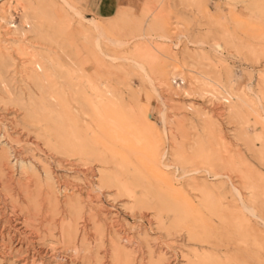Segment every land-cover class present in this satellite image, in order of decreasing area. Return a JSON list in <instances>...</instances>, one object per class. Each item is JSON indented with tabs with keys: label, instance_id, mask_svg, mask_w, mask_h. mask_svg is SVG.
<instances>
[{
	"label": "rangeland",
	"instance_id": "obj_1",
	"mask_svg": "<svg viewBox=\"0 0 264 264\" xmlns=\"http://www.w3.org/2000/svg\"><path fill=\"white\" fill-rule=\"evenodd\" d=\"M0 130V264H264V0H0Z\"/></svg>",
	"mask_w": 264,
	"mask_h": 264
},
{
	"label": "bare ground",
	"instance_id": "obj_2",
	"mask_svg": "<svg viewBox=\"0 0 264 264\" xmlns=\"http://www.w3.org/2000/svg\"><path fill=\"white\" fill-rule=\"evenodd\" d=\"M7 50V49H6ZM9 52V51H8ZM7 52V53H8ZM11 56H9V58H10ZM3 58V57H2ZM37 68V67H36ZM26 71V70H25ZM35 74V73H34ZM162 82V81H161ZM164 82H166V81H163V83ZM167 83V82H166ZM164 85V84H163ZM168 85V84H167ZM170 92V91H169ZM35 105V104H34ZM49 106V105H48ZM30 108V107H29ZM31 109H32V107H31ZM42 110H45V109H42ZM37 113V112H36ZM30 115V114H29ZM47 116H45V118H46ZM34 120H35V118H33ZM50 119V118H49ZM48 119V120H49ZM62 122V121H61ZM56 126V125H55ZM56 128V127H55ZM0 131H2V130H0ZM58 131V130H57ZM2 133V132H1ZM0 133V134H1ZM7 133V132H6ZM3 134V133H2ZM57 134V133H56ZM59 134H60V132H59ZM57 136V138H58V135H56ZM3 137L5 138V139H8L7 138V135L4 133L3 134ZM11 138V137H10ZM47 138V137H46ZM56 138V139H57ZM59 138H60V136H59ZM58 138V139H59ZM44 140V139H43ZM42 140V141H43ZM46 140V139H45ZM9 141V140H8ZM37 141V140H36ZM40 140H38V142H39ZM47 141V140H46ZM68 141V140H67ZM50 142V141H49ZM10 143V142H9ZM29 143V142H28ZM35 143V142H34ZM33 143V144H34ZM52 143V142H51ZM50 143V144H51ZM13 144V143H12ZM9 145V144H8ZM44 145V144H43ZM40 146V145H39ZM20 147V146H19ZM51 147V146H50ZM10 148H12V147H10ZM15 148V147H14ZM21 148V147H20ZM35 148V147H34ZM52 148H53V146H52ZM67 148V147H66ZM17 149V148H16ZM68 149H69V147H68ZM11 150V149H10ZM8 151V150H7ZM6 151V152H7ZM14 151V150H13ZM12 151V152H13ZM53 151V150H52ZM57 151H59V150H57ZM61 151V150H60ZM59 151V152H60ZM10 152V151H9ZM17 152V151H16ZM15 152V153H16ZM54 152V151H53ZM56 152V151H55ZM69 152H70V150H69ZM57 153V152H56ZM61 153H63V152H61ZM5 153H3V155H4ZM7 154V153H6ZM9 154V153H8ZM68 154V153H67ZM61 155V154H60ZM69 155V154H68ZM16 156V155H15ZM5 157V156H4ZM1 159L3 158V157H0ZM13 158V157H12ZM18 158H19V156H18ZM21 158V157H20ZM30 158V157H29ZM68 158V157H67ZM10 158L7 156L6 157V162L5 163H2V165H0V167L2 168V175H3V173H5L4 174V176L6 177V182H7V185L5 186V188H6V190H8V191H11V194L10 195H14V194H16V192H15V189L17 188L18 189V191H17V194L19 195V194H27L28 196H31V190H30V188H33V187H30V185H29V183H23L22 181H20V182H17L16 181V179H15V172H14V165H12V163H13V161L14 162H16L17 163V161H15V159H13L12 161H10L9 160ZM22 159V158H21ZM31 159V158H30ZM66 159V158H65ZM3 161H4V159H2ZM28 160V159H27ZM23 161H25V160H23ZM36 161V160H35ZM22 162V161H21ZM21 162H19V163H21ZM24 163V162H23ZM81 163V162H80ZM96 163V162H95ZM25 164V163H24ZM70 165H72V164H70ZM23 165H21V167H22ZM81 166H84V167H87V165L85 166L84 164L83 165H81ZM18 167H19V165H18ZM21 167H19V168H21ZM25 167H26V165H25ZM30 167V166H29ZM28 167V168H29ZM83 167V168H84ZM76 168V167H75ZM75 168H73L74 170H75ZM78 168H80V167H78ZM89 168V167H88ZM22 169V171L24 172V173H26L25 172V170L27 169H25L24 167H22L21 168ZM44 169V168H43ZM47 169H48V167H47ZM81 169V168H80ZM92 169V168H91ZM16 170V169H15ZM19 170V169H18ZM45 170H46V168H45ZM27 171H28V169H27ZM30 171V170H29ZM34 171V173H35V175L37 174L36 172H35V170H33ZM72 171V170H71ZM92 171V170H91ZM94 171V170H93ZM16 172H17V170H16ZM78 172H79V174H87V173H89V170H86L85 171V169L84 170H78ZM31 173H33V172H31ZM45 173H46V171H45ZM96 173V172H95ZM21 174H23V173H20V175ZM28 174H29V172H28ZM92 174V173H91ZM27 175V174H26ZM26 175H22V176H25V178H26ZM30 175V174H29ZM34 175V176H35ZM39 175V174H38ZM37 175V176H38ZM50 175V174H49ZM89 175V174H88ZM96 175V174H95ZM95 175H93V176H95ZM22 176H20V177H22ZM33 176V177H34ZM40 176V175H39ZM48 176V175H47ZM47 176H45V177H47ZM51 176V175H50ZM87 176V175H86ZM4 177V178H5ZM19 177V176H18ZM17 177V178H18ZM27 177H29V176H27ZM52 177V176H51ZM50 177V178H51ZM98 177H100V176H98ZM24 178V179H25ZM34 178H36V176L34 177ZM89 178V177H88ZM101 178V177H100ZM99 178V179H100ZM2 179H3V177H2ZM19 179V178H18ZM28 179V178H27ZM30 179V178H29ZM28 179V181H30ZM33 179V178H32ZM38 179V178H37ZM46 179V178H45ZM52 179V178H51ZM85 179V178H84ZM87 179V178H86ZM1 180V179H0ZM4 180V179H3ZM34 180H36V179H34ZM97 180V179H96ZM16 181V182H15ZM38 181V180H37ZM36 181V182H37ZM51 181L52 180H50L49 181V183H51ZM2 182V181H1ZM44 182V181H43ZM42 182V183H43ZM46 182H47V180H46ZM52 182H54V181H52ZM87 182H89L88 181V179H87ZM32 183V182H31ZM67 183V182H66ZM91 183V182H90ZM33 184V183H32ZM56 184V183H55ZM99 184L101 185V188H105L106 186H108L109 184H108V182H106V180L105 179H103V178H101L100 180H99ZM98 184V185H99ZM47 185V184H46ZM63 185H64V183H63ZM51 186V185H50ZM49 186V187H50ZM38 187V186H37ZM66 187V186H65ZM69 188L68 189H70V186H68ZM88 187V186H87ZM100 187V186H99ZM46 188H48V187H46ZM64 188V187H63ZM67 188V187H66ZM86 188V187H85ZM1 190H2V188H0ZM39 189V188H38ZM5 190V191H6ZM40 190H42V189H40ZM45 190V189H44ZM48 191H47V194H46V197L47 198H50L51 196H52V188H48L47 189ZM56 190H58V189H56ZM61 190V189H60ZM62 190H64V189H62ZM71 190V189H70ZM73 190V189H72ZM71 190V191H72ZM34 191H36V190H34ZM38 191V190H37ZM43 191V190H42ZM65 191V190H64ZM68 191V190H67ZM81 191V190H80ZM7 192V191H6ZM33 192V191H32ZM39 192V191H38ZM89 192V191H88ZM95 192V191H94ZM123 192V191H122ZM2 193H3V191H2ZM1 193V194H2ZM70 193H72V192H70ZM69 193V194H70ZM120 193V192H119ZM16 194V195H17ZM34 194V193H33ZM40 194V193H39ZM42 194V193H41ZM64 194V193H63ZM67 194V193H66ZM65 195V194H64ZM94 195H96V194H94ZM3 196V195H2ZM1 196V197H2ZM28 196H27V198H28ZM33 196V195H32ZM41 196V195H40ZM53 196H55V195H53ZM70 196H72V195H70ZM99 196V195H98ZM97 195H96V197L97 198H95L96 199V201L97 200H99L100 199V196L98 197ZM4 198H5V196H3ZM12 197V196H11ZM18 197V196H17ZM42 197V196H41ZM65 197V196H64ZM67 197V196H66ZM69 197V196H68ZM4 198H3V200H4ZM56 198V197H55ZM89 198H91V199H93V200H95L93 197H92V194L91 193H89V196H88V199ZM7 199V198H6ZM5 199V200H6ZM23 199H24V197H23ZM69 199V198H68ZM68 199H66V200H68ZM90 199V200H91ZM5 200H4V202H5ZM8 200V199H7ZM11 200H12V198H11ZM51 200V199H50ZM52 200H53V198H52ZM72 200V199H71ZM92 200V201H93ZM132 200H133V198H132ZM1 201H2V199H1ZM0 201V202H1ZM12 201H14V200H12ZM25 201V200H24ZM39 201V200H38ZM43 201V200H42ZM57 201V200H56ZM70 201V200H69ZM84 201V200H83ZM3 202V203H4ZM15 202V201H14ZM21 202V201H20ZM28 202V201H27ZM32 202H33V200H32ZM44 202V201H43ZM59 202V201H58ZM135 202V201H134ZM2 203V202H1ZM6 203H8V202H6ZM6 203H5V205H6ZM22 203V202H21ZM25 203V202H24ZM23 203V204H24ZM48 203H49V201H48ZM55 203V202H54ZM61 203V202H60ZM68 203V202H67ZM18 204V203H17ZM30 204V203H29ZM44 204V203H43ZM88 204H91V203H88ZM1 205H3V204H1ZM34 205V204H33ZM46 205H47V202H46ZM55 205V204H54ZM53 205V206H54ZM9 206V205H8ZM27 206V205H26ZM45 206V205H44ZM56 206V205H55ZM58 206H60V205H58ZM67 206V205H66ZM80 205L77 203V204H71V213H73V216H69L70 217V223H65V221H64V219H66L65 217L63 218V220L61 221V220H59L58 222H56V224H55V220H54V222H53V224H55V225H50V222H49V220H48V218H46L47 217V215H46V217L44 216H41L42 218H40L39 220L38 219H36V220H38L39 221V227L40 228H43L44 227V229L46 230V234L44 233V236L43 235H41V236H39V237H41L42 239H44V240H48V239H50V240H56V238L58 239H60L61 241H63V243L64 242H68V243H70V246H72L73 247V250L74 251H76V252H78L79 250H78V248H77V242H78V237H79V235L80 234H82V232L80 231V228H79V226H82L83 228H84V230H86L87 229V227L88 226H90V223H95V216H93V215H88V216H86V215H84V213H82V208H80L79 207ZM4 207V209L6 208L5 206H3ZM20 207V206H19ZM37 207V206H36ZM40 207H41V201H40ZM43 207V206H42ZM47 207V206H46ZM50 207V206H49ZM49 207L47 208V210L49 209ZM87 207V206H86ZM20 208H22V207H20ZM53 208H55V207H53ZM85 208V207H84ZM83 208V209H84ZM90 208V207H89ZM103 208H104V206L102 207V210H103ZM7 209V208H6ZM5 209V210H6ZM11 209H13V208H11ZM34 209V208H33ZM46 209V208H45ZM65 209V208H64ZM2 210V209H1ZM0 210V211H1ZM5 210H3V211H5ZM24 210V209H23ZM39 210V209H38ZM43 210V209H42ZM41 210V211H42ZM50 210H51V208H50ZM55 211L57 210V209H54ZM94 210V209H93ZM10 211H12V210H10ZM19 211V210H18ZM44 211V210H43ZM42 211V212H43ZM46 211V210H45ZM58 211H61V210H58ZM57 211V212H58ZM66 211V210H65ZM27 212V211H26ZM37 212H39V211H37ZM69 212V211H68ZM92 212V211H91ZM94 212V211H93ZM97 212H99V211H97ZM31 213V212H30ZM45 213V212H44ZM48 213V212H47ZM46 213V214H47ZM49 213H50V211H49ZM99 213H101V212H99ZM12 214H13V212H12ZM26 214V213H25ZM37 214V213H36ZM52 214H54L53 212H52ZM58 214V213H57ZM94 214H95V212H94ZM1 215V214H0ZM38 215V214H37ZM36 215V216H37ZM63 215V214H62ZM66 215H68V213L66 214ZM96 215V214H95ZM101 215V214H100ZM100 215H99V218H100ZM6 216V215H5ZM19 216H20V214H19ZM39 216V215H38ZM37 216V217H38ZM59 216H61V215H59ZM58 216V218L60 219V217ZM65 216V215H64ZM102 216V215H101ZM27 217V216H26ZM30 217H32V216H30ZM36 217V218H37ZM40 217V216H39ZM49 217H51V215L49 216ZM55 217V215H53V218ZM74 217V218H73ZM5 218V217H4ZM3 218V219H4ZM23 218V217H22ZM29 218V217H28ZM25 219V218H24ZM61 219H62V217H61ZM101 219V218H100ZM99 219V220H100ZM10 220V219H9ZM22 220V219H21ZM31 220V219H30ZM57 220V219H56ZM98 220V219H97ZM104 220V219H103ZM1 221V220H0ZM9 222V221H8ZM22 222V221H21ZM24 223L26 222V221H23ZM31 221H29V223H30ZM37 222V221H36ZM52 222V221H51ZM97 222V221H96ZM7 223V222H6ZM5 223V224H6ZM28 223V224H29ZM38 223V222H37ZM58 223V224H57ZM26 224V223H25ZM99 224H100V221H99ZM8 225V224H7ZM11 225V224H10ZM24 225V224H23ZM30 225V224H29ZM94 225V224H93ZM92 225V226H93ZM98 225V224H97ZM26 226V225H25ZM34 227H35V224L33 225ZM96 226V225H95ZM120 224H119V222L116 220L115 221V223L113 222V227L111 228V229H114V232H116L117 234L121 231V228H123V227H121L120 228ZM123 226H125V225H123ZM16 227V226H15ZM31 227V226H30ZM37 227V226H36ZM101 227H102V225H101ZM23 228V227H22ZM38 228V227H37ZM117 228V229H116ZM12 229V228H11ZM16 229V228H15ZM14 229V230H15ZM18 229V228H17ZM43 229V230H44ZM96 229H97V227H96ZM95 229V230H96ZM116 229V230H115ZM21 230V229H20ZM39 230V229H38ZM44 230V231H45ZM83 230V229H82ZM88 230V229H87ZM92 230V229H91ZM93 230H94V228H93ZM17 231H19V230H17ZM79 231H80V234H78L79 233ZM14 232V231H13ZM29 232H30V230H29ZM41 232H43V231H41ZM48 232V233H47ZM53 232H55V233H57L58 234V236L59 237H56V236H54V234H52ZM92 232V231H91ZM101 231L99 230V229H97V231H96V235H98V236H102V234L100 233ZM108 232V231H107ZM9 233V232H8ZM20 233V232H19ZM19 233H17V234H19ZM25 233V232H24ZM127 233V232H126ZM125 233V234H126ZM28 234V233H27ZM27 234H26V236H27ZM39 233H37V235H38ZM88 234V233H87ZM108 234H109V232H108ZM111 234L113 235V233H112V230H111ZM128 234V233H127ZM29 235V234H28ZM40 235V234H39ZM83 235V234H82ZM116 235V234H115ZM107 236V235H106ZM108 236H110V234L108 235ZM25 237V236H24ZM30 237V236H29ZM111 237V236H110ZM110 237H109V239H110ZM115 237V236H114ZM2 238H4L3 236H2ZM81 238H83V237H81ZM86 238V237H85ZM89 238V237H88ZM98 238V237H97ZM107 238V237H106ZM121 238V237H120ZM23 239V238H22ZM99 239V238H98ZM108 238H107V240H109ZM116 239V238H115ZM123 241L125 242V244L126 245H128V246H132L133 247V245H134V240H132V238H131V236H129V235H125V237L123 236ZM13 240V239H12ZM24 240V239H23ZM25 240H27V238L25 239ZM81 240V239H80ZM84 240V239H83ZM87 240V239H86ZM92 240V239H91ZM97 240V239H96ZM118 240V239H117ZM21 241V240H20ZM35 241V240H34ZM13 242V241H12ZM40 242V241H39ZM84 243H86L85 241H83ZM108 242H110V241H108ZM112 242V241H111ZM21 243H22V241H21ZM41 243V242H40ZM82 244V246L84 245H86V244ZM107 243V242H106ZM122 243V242H121ZM7 244V243H6ZM30 244V243H29ZM28 244V245H29ZM94 244V243H93ZM54 245V244H53ZM61 245V244H60ZM59 245V246H60ZM95 245V244H94ZM107 245V244H106ZM112 248H111V250H110V248L108 249V250H110V251H108V250H106L105 248H104V251H105V253L106 254H108V253H110V257L112 258V262H113V264H131V262H128V260L127 259H125L124 260V258H123V252H122V248L120 247V245L119 244H117L116 242H112ZM2 246V245H1ZM21 246H23V245H21ZM32 246V245H31ZM49 246V245H48ZM62 246V245H61ZM69 246V247H70ZM80 246V245H79ZM83 246V247H84ZM89 246V245H88ZM138 246V245H137ZM11 247V246H10ZM55 247V246H54ZM54 247H52V248H54ZM86 247V246H85ZM131 247V248H132ZM1 248V247H0ZM28 248V247H27ZM32 248V247H31ZM66 248V247H65ZM146 248V247H145ZM30 249V248H29ZM81 249V248H80ZM129 249V248H128ZM1 250V249H0ZM19 250V249H18ZM39 250V249H38ZM58 250V249H57ZM66 250V249H65ZM67 250H68V247H67ZM84 250H86L85 248L83 249V251ZM131 250V249H130ZM132 250H133V248H132ZM3 251V250H2ZM1 251V252H2ZM34 251H36V250H34ZM73 251V252H74ZM136 251V250H135ZM147 251V250H146ZM28 252V251H27ZM39 252V251H38ZM45 252V251H44ZM51 252V251H50ZM57 252H59V251H57ZM99 252V251H98ZM101 252V251H100ZM138 252L140 253L141 251H140V249H138ZM144 252V251H143ZM147 252H151V251H149V249H148V251ZM6 253V252H5ZM37 253V252H36ZM55 253V252H54ZM75 253V252H74ZM1 254V253H0ZM4 254V253H3ZM24 254H26V253H24ZM28 254V253H27ZM34 254V253H33ZM71 254V253H70ZM76 254V253H75ZM79 253H77V255H78ZM81 254V253H80ZM134 254V253H133ZM148 254V253H147ZM150 254V253H149ZM31 255V254H30ZM39 255V254H38ZM49 255V254H48ZM56 255V254H55ZM4 256V255H3ZM37 256V255H36ZM35 256V257H36ZM40 256H42V255H40ZM44 256V255H43ZM42 256V257H43ZM76 256V255H75ZM150 256V255H149ZM148 256V257H149ZM29 257V256H28ZM42 257H40V258H42ZM59 257H60V255H59ZM135 257V256H134ZM133 257V258H134ZM39 258V257H38ZM51 258V257H50ZM72 258V257H71ZM130 258V257H129ZM45 259V258H44ZM55 259V258H54ZM57 259V258H56ZM55 259V260H56ZM73 259V258H72ZM138 259V258H137ZM136 259V260H137ZM151 259H153V258H151ZM78 260V259H77ZM149 260H150V258H149ZM44 261V260H43ZM43 261H41V260H39V259H33V261H32V264H44V262ZM53 261V260H52ZM60 261H65V259L64 258H61V260ZM59 261V262H60ZM123 261H125V262H123ZM160 261V260H159ZM24 262L27 264V258L24 260ZM53 262H55V261H53ZM71 262V261H70ZM69 262V263H70ZM140 262V261H139ZM144 262V261H143ZM150 262V261H149ZM48 263V262H47ZM61 263V262H60ZM59 263V264H60ZM156 263V262H155ZM162 263V262H161ZM54 264V263H53ZM58 264V263H57ZM63 264V263H62ZM72 264V263H71ZM163 264V263H162ZM200 264H202V263H200Z\"/></svg>",
	"mask_w": 264,
	"mask_h": 264
}]
</instances>
